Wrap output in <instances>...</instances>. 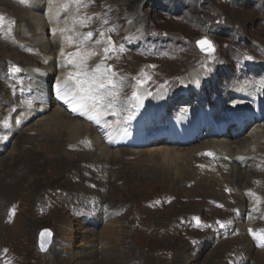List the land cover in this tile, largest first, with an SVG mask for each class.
Here are the masks:
<instances>
[{"label": "rangeland", "instance_id": "374dc122", "mask_svg": "<svg viewBox=\"0 0 264 264\" xmlns=\"http://www.w3.org/2000/svg\"><path fill=\"white\" fill-rule=\"evenodd\" d=\"M73 1L64 0L51 6L59 8L58 23L54 31L45 33V37L54 39L51 51L56 54L51 55L38 47L24 49V44L29 41L21 34L19 38L15 35L7 40L17 46L23 44V55L0 47V61L13 57V61L20 62L13 74L23 70L35 74L38 79L50 74V80L54 73L48 60H66L63 69L56 74L68 76L69 71L82 70L80 73L74 71L80 85L101 89L108 95L101 102L103 110L115 107L113 103L116 107L119 104L133 107L135 94L141 95L140 90H145V95L151 97L162 88L166 98L175 100L169 106L174 111L171 115L183 113L188 107L192 115L199 114L209 105L217 113L222 109L218 92L231 85L235 88L244 84L246 89V84H250L246 70L248 67L257 70L254 61H264V0H82L83 5L90 3L86 14L70 9L69 4ZM21 3L24 16L30 18L29 2ZM40 4L43 5L42 1ZM21 24V21L10 19L6 25L0 23V27L17 31ZM89 32L91 37L87 36ZM78 33L84 41L76 42L73 37ZM203 38L213 43L214 50L209 54L202 53L196 46ZM28 54L38 60H26L24 55ZM215 64L220 67L218 74L212 69ZM195 69L197 72L204 70L200 78L203 87L198 92L191 85L188 98V94L180 90L181 80ZM259 72L263 73L264 69ZM7 73L0 65L3 83L7 81ZM58 75H53L49 93ZM18 79L25 80V76ZM100 83L105 87L97 88ZM18 85L19 82L13 81L11 87L0 88V125L4 119L16 125L12 132L0 130V264H264V231L245 227L247 219L244 216L237 219L233 216L239 221V228L224 230L233 222L218 224L216 218H223V214L219 215L210 205L203 207L211 197L215 205L222 198L208 184L205 194L199 192L197 186H188L185 180L189 176L187 167L193 165V161L170 166L174 178L178 169L187 168L184 181L178 178L167 183L159 176L155 178L153 174L143 173L131 177V183L119 180L114 185L112 180L113 183L107 181L92 190L89 187L93 181L97 176L104 180V173H97L96 177L88 173L90 181L86 171L82 172L76 163L72 168L49 167L48 164L39 168V163L35 164L39 153L54 160L62 146H58V151L46 153L45 145L41 144L42 137L35 141L31 139L24 146L17 138L26 135L24 132L34 135L40 127V130L53 128L55 120H51L50 115L56 105L45 103L47 110L43 115L30 116L22 123L29 104L22 102V87ZM8 91L15 95L10 103L3 100ZM178 93L182 100L176 99ZM27 97L39 99L36 104L44 101V96H36L30 91ZM114 109L110 114H115L113 117L120 120L122 128L127 126L128 132L133 133L142 130L143 122L138 124L139 128L127 124L130 119H136L134 108L123 114ZM209 112L212 115V111ZM61 114L66 120V114ZM69 117L82 129L81 140L86 141L81 142L82 149L92 153L94 146L89 142L96 135L94 130L102 128L104 131V128L90 123L87 116L83 117L85 120ZM261 125L258 129L263 132L264 124ZM200 131L201 141L211 139V129L203 127ZM63 134L66 138V133ZM163 146L153 143L147 149H127L151 152ZM121 148L124 147L116 145L108 150ZM15 154L20 158L16 163L13 162ZM66 154L76 158L75 154L82 153L66 151ZM139 159L142 160L128 159L126 166L135 165ZM149 160L145 163L152 165L154 159L149 157ZM99 161L104 162L102 158ZM156 167L160 170V166ZM202 169L208 178L217 180L225 188L224 195H239L236 205H243L239 188L227 187L214 167ZM16 178L17 184L6 188V184ZM1 184L5 186L1 188ZM217 192L222 195L221 191ZM256 203L255 225L264 228V195L259 196ZM190 213L194 215L186 217ZM177 220L184 225L176 227ZM43 229L53 232L52 242L45 252L37 247L38 235Z\"/></svg>", "mask_w": 264, "mask_h": 264}, {"label": "bare ground", "instance_id": "6f19581e", "mask_svg": "<svg viewBox=\"0 0 264 264\" xmlns=\"http://www.w3.org/2000/svg\"><path fill=\"white\" fill-rule=\"evenodd\" d=\"M27 1L29 2L28 8L32 9L30 18L25 17L26 14L24 13L22 3L18 0H0V16L3 17V21L0 23L6 25L9 23L10 19H14L15 21L18 20L22 23L19 30L17 31H10L4 28L1 29L0 27V47L3 49H7L12 53H18L20 56L23 55L22 53L24 52L21 51V46L23 44L17 46L7 40V38L10 36L16 35L17 38H19L20 35L23 34L25 35L26 40L29 41V43L27 42L26 44H24V49H34L38 47L37 49L40 48L44 52H50L51 55L56 54L54 51H51L54 47V39L45 37V33L47 34V31H54V29L56 28V24L58 23V19H56V16L58 15L59 8H53L51 6L56 5L59 2H63L64 0H38L39 3H36L37 0ZM40 1H42L43 5L40 4ZM81 1L82 0H74L73 3L69 4L70 9L81 10L86 14L88 13L87 6L90 3L83 5V2ZM41 8L43 9L41 10ZM63 13L64 11H62L61 15H63ZM83 25L85 26V24ZM73 38L76 40V42L84 41V38L80 33L74 35ZM24 57L26 58V60H32L35 62L38 60L36 57H33L30 54L24 55ZM7 58H2V61H0V65L2 66V68L8 71L6 75L8 77H5L7 79L6 83L2 82L3 79L0 76V88L11 87L13 81L19 82V88L22 87V91H24H21V97L24 99V101L22 99V102H25V104H29L27 107L29 111L27 114L24 113V116L21 119L22 123L25 120H28L30 116L43 115V112L47 110V103L56 105V109L52 111L50 115L51 120H55V124L51 123L52 125L54 124L53 128L49 130H40V127L38 130L39 132H36V134L34 135L24 132L26 135L18 136L17 138L19 142L23 143L21 144V146H24V143H28V141H30L31 139L35 141L36 138L42 137L43 140L41 144L45 145L46 153L54 150L58 151V146H62L66 151L74 152V154L82 153L75 154L78 156L75 158L70 154H66V151H64V149H62L61 147L60 153L57 152V156L53 157L54 160H49V158H45L42 154L39 153V161L36 160L35 162V164L39 163V168L45 164H48L49 167L50 165H56V167H71L76 163V166H79L82 169V172L86 171V177H88L90 181L92 180L88 173L94 177H96L97 173H104L105 179H102L101 181L97 176L96 180L93 181V183L89 187V190L96 189L97 186H101V183H105L107 181L110 184L114 182V185H116V182L119 180H122V182L128 181V183H131V177L135 175L142 176L143 173H150L151 175L153 174L155 178L159 176L162 181L167 183L178 178H180L182 181L183 177H186L189 173V176H187V178L185 179L188 183V186H197L199 192L205 193L208 184L210 185L209 187H212L213 192H216L215 194L218 195L219 198H222V200L220 199V203H218V205H215L213 204L214 198L211 197L209 202L207 201L204 203L203 207L210 205L211 208H214L213 210L215 212L217 211V213H220L219 215H221V213L223 214V218H216L218 224L227 222L230 223V221L233 222L232 226L225 227L224 230L228 231L239 228V221L236 220V217L244 216V219H247L244 221L246 223L245 227L264 231V228L255 225V223L257 222V217L253 215L254 208H256L257 206L256 202L258 201L259 196L264 195V131L261 132L258 129L259 127L263 126L261 124H264V117L262 118L260 123H255L254 125H252L253 128H251L248 133L246 132L247 134L244 132L245 134L243 133L241 135L243 137L245 136V138H241V136H239L236 139L224 138V135L220 133V131L224 130V127L220 126L219 123L214 122L211 128H214L212 130L215 131V135L211 137L210 140L208 139L205 141H201V131L199 132V130L202 126L206 127V125L209 124V121L211 122L213 119L206 118L201 114L190 116L189 114H191L192 112L190 107L185 108V112H183V114L181 115H178V113H176L175 115H170L172 109H170L169 106L170 104L173 105L175 100L166 98V94L164 92V89L162 88L156 90L151 97L145 95V90H140V101L139 103L134 102L133 107H128L127 104H119L116 107V103H113L115 107H110V110H103L101 109L100 105L101 102L108 97V95H106V92H103L101 89L96 90L91 94L82 91V87L84 89L90 87L89 85H80V83L77 81L78 74H76L77 72L74 71H79L78 73H80V71L82 70L69 71L70 74L68 76H61L56 74L63 69L64 65L67 63L66 60H48L51 72L54 73L49 80L50 74L41 79H38L35 74L23 70L22 73L18 71L16 75L13 74L12 72L14 71L15 73L14 69L19 66L20 62L13 61V57H10V59ZM254 64L256 65L257 70L264 69V61L256 60L254 61ZM76 69L79 68L76 67ZM212 69L216 70L217 74L220 71V67L218 66V64H215ZM222 71H225L226 74H229V72H226L227 70L223 69ZM10 74L12 75L10 76ZM186 74L187 75H185V77H183L181 80L182 87L180 90H183L186 95L188 94L187 97L190 98L188 89L191 85L195 86L198 92H201V88L203 87V85L200 78H202V76L204 75V70L201 69L197 72V70L195 69L187 72ZM21 75L25 76V80L18 79V77H21ZM53 75H58V77L56 78V80H54V83L51 87L52 90L49 93L48 87L51 85ZM29 91L35 93L36 96H44V101L42 103L36 104L39 99H36L35 101L34 99L28 98L27 94L29 93ZM218 93L219 94L217 95V98L221 99V104L224 107V110L226 109L230 111L232 109H237L240 110L244 115L245 112H247L249 104L244 101H228L227 98L230 95H234L235 93H247L250 97H255V104L257 105L256 111L260 112L261 109H264V72L260 73L259 71H257L256 75H252V78H250V84H246V89L244 88V84L235 88H233L231 85V87L229 86L227 89L224 88L221 90V92ZM179 95L181 94L178 93L176 99L182 100L183 97L179 98ZM90 96L92 98H90ZM232 97L234 98V96ZM14 99L15 95H13L9 91L7 95L3 97V100L6 103L13 102ZM114 108H117L116 110H118L122 114L130 113V108H134V110H136L135 115H138V119L140 120L138 121V119H136L138 123L144 122L149 123V125H143V130L142 132H140L142 134L140 135V133H136L134 135V138L132 137L128 140H124L123 138H116L117 136H123V128L121 127L120 120L117 118L114 119L113 116H115V114H110L111 110H115ZM163 109L168 113L163 111ZM60 112L66 114V120ZM159 112H161L162 115L158 119L157 115L159 114ZM205 112L207 113L208 111ZM256 115L258 118H261L259 113H256ZM69 116L76 117L81 120H85V118L83 117L87 116L90 123H95L94 119H97V121L101 120L100 126L105 129L106 133L102 131V128H96L94 130L96 135H94L92 137V140L89 142L90 145L94 146V150H92V153H89L87 150L82 149V143L86 142L85 140H81V138L84 136L82 133V129L78 125L77 121L75 119H71ZM166 118L172 119L175 125L171 123L172 127H163L158 130L153 128V123L151 122L152 119H154V123L158 119L159 124L160 119L165 120ZM127 124L131 125L132 119H130ZM0 126L1 132L5 133L12 132L16 129V125L11 124L8 119H4ZM63 133H66V138L64 137ZM20 134L21 132L19 133V135ZM138 135L142 137V141L138 143L137 141L133 142L132 139H138ZM89 139L90 138L88 137L87 140ZM160 139H164V141ZM151 140H156L158 141L157 143L164 144V146L151 152H148L147 150L131 152L129 149H127V146L132 145H144V147H146L147 149L149 145L148 143ZM118 142H122L121 144L124 148L114 151L108 150L110 148H113L114 145H116ZM174 142L176 143L175 145L167 146L169 145V143ZM198 142L200 143L196 144ZM95 143L97 144V146H95ZM180 143L186 144L188 147L181 148L179 145L182 144ZM16 145L18 144H15L14 146ZM185 150H187V152H182ZM18 154H15L13 158V162L15 163L19 162L20 158ZM149 157H151V160L152 158L154 159L152 165L145 163L147 161H150ZM205 157L210 158V161ZM100 158H102L104 162H100ZM137 158H141L142 160L139 159L136 164L131 165V167L126 166L128 165V159ZM184 161H193V165H191L193 166V168L191 166L187 167L189 170V172L187 173V168L181 169L182 167H180L181 170L178 171V169L176 171L177 177L174 178L173 175L175 174L170 166L172 164H181ZM15 163H13V165ZM99 164L102 166L99 167ZM95 166L97 167L96 169ZM116 166L119 167L116 168ZM156 166H160V170ZM203 167H214L218 171L220 177L224 179L223 182L227 187L239 188L243 196L241 197L243 205H241L240 207L236 205V199L237 197H240L239 195H224L222 191H225V188H223V186H221L217 180L208 178L203 173ZM157 169L159 171H157ZM112 180L113 182H111ZM136 180L140 182L142 179ZM17 182V178L13 182L10 181L6 184V188L14 186L15 184H17ZM3 186L5 185L1 184V188H3ZM259 187H262L263 190H258ZM217 190L221 191L222 195L218 194ZM235 205L236 208H233ZM192 215L194 214L190 213L189 216L186 215V217H190ZM233 216L236 219H233ZM183 219L184 218H182V222ZM174 224L179 228L184 225L179 220H177ZM12 256H15V254L12 253Z\"/></svg>", "mask_w": 264, "mask_h": 264}, {"label": "water", "instance_id": "95a60500", "mask_svg": "<svg viewBox=\"0 0 264 264\" xmlns=\"http://www.w3.org/2000/svg\"><path fill=\"white\" fill-rule=\"evenodd\" d=\"M204 39L206 38L200 39L198 41H202ZM198 41L196 42V45L202 53L209 54L214 50L212 42L209 41L208 39L207 41L210 42L211 48H209L208 45L202 46L201 44L198 43ZM52 236H53V233L49 229H43L39 232L37 245L41 252H45L49 248L51 241H52Z\"/></svg>", "mask_w": 264, "mask_h": 264}, {"label": "snow or ice", "instance_id": "6c2138e0", "mask_svg": "<svg viewBox=\"0 0 264 264\" xmlns=\"http://www.w3.org/2000/svg\"><path fill=\"white\" fill-rule=\"evenodd\" d=\"M21 2H24V0H21ZM2 21H3V17H0V22H2ZM87 36H88V37H91V36H92V33L89 32V33L87 34ZM198 43L201 44L202 46H204V45H208L209 48H211V44H210L209 41H207V39H204V40H202V41H198ZM18 70H19V69H17V71H18ZM109 83H111V81H109ZM96 87H97V88H104L105 85H104V83H100V84H98ZM81 90H82V91H85V92L88 93V94H91V93H93L94 91H96V89L93 88V87H91V86L88 87L87 89H84V88L82 87ZM90 98H92V97L90 96ZM221 226H223V225H221Z\"/></svg>", "mask_w": 264, "mask_h": 264}]
</instances>
